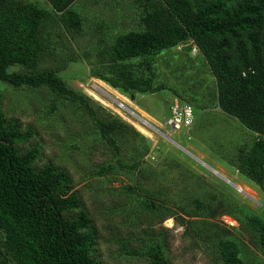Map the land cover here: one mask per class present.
Wrapping results in <instances>:
<instances>
[{"label": "trees", "instance_id": "1", "mask_svg": "<svg viewBox=\"0 0 264 264\" xmlns=\"http://www.w3.org/2000/svg\"><path fill=\"white\" fill-rule=\"evenodd\" d=\"M76 1L0 0V82L17 89L47 88L52 95L48 114L56 112L61 101L87 112L98 134L96 139L116 155L114 162L102 164L92 175L114 170L135 172L140 159H123L120 137L129 134L147 148L145 135L115 113L104 117L101 105L61 75L79 57L74 51L61 54L59 43L65 34L74 40L85 34L84 18L72 8ZM141 1L140 28L111 39L99 37L94 51L99 67L93 75L127 93L167 89L178 97L187 96V92L160 81L154 57L184 44L190 45L189 51L196 47L215 82L211 93L216 95L217 107L254 134L249 145L240 147L238 155L228 160L264 188V0ZM63 45L68 47V43ZM47 60L54 64L41 66ZM188 97L195 112L204 107L203 99ZM2 102L0 92V264H105L94 256L98 233L72 177L53 160L38 166L40 146L22 151L34 131L23 130L19 120L7 118ZM197 120L195 113L196 124ZM137 188L142 193L137 196L143 212L149 216L158 213L162 220L173 216L169 206L154 201L157 196L142 182ZM126 189L136 190L132 185ZM220 195L223 199L213 198L218 204L209 208L208 216H233L251 235H257L264 252V218L242 211V207L237 214L231 207L233 200ZM207 205L214 204L190 197L174 203L187 215H198L195 211L207 209ZM183 213L180 223L199 236L201 230L195 224L204 222L185 218ZM216 226L222 231L221 225ZM225 229L210 246L212 253L219 264H246V250ZM122 246L128 255L144 256L149 264H171L164 239L136 248L123 241Z\"/></svg>", "mask_w": 264, "mask_h": 264}, {"label": "rangeland", "instance_id": "2", "mask_svg": "<svg viewBox=\"0 0 264 264\" xmlns=\"http://www.w3.org/2000/svg\"><path fill=\"white\" fill-rule=\"evenodd\" d=\"M40 1L45 3V0ZM142 3L141 0H77L72 8L83 16L85 34L77 40L65 34L63 43L58 45L61 54L74 51L79 57L78 61L70 62L61 75L73 88L101 105L104 109L99 110L104 117L112 112L127 122L130 120L137 128L142 121L120 107L119 103L124 102L132 112L148 115L149 119L145 117L148 122L156 124L164 133L151 131L152 126L146 128L150 134L137 128L145 135L147 148L140 139H132L129 134L120 137L123 159L127 162L140 159L135 172L114 170L104 175H92L102 164L114 162L116 155L96 139L98 134L93 121L82 108L61 101L59 109L48 114L52 95L47 88L24 86L17 89L0 82L2 110L7 118L19 120L23 130L32 128L34 131L31 140L22 145V151L40 146L38 166L53 160L72 177L74 189L79 191L83 208L89 212L92 227L98 233L94 256L105 264H149L144 256L125 253L122 243L127 241L131 248H136L158 239H164L171 264H219L210 246H214L218 233L225 228L230 231L226 233L233 234L246 250L243 254L246 264H264V252L257 235H251L229 214L208 216L209 208L214 209L218 204L213 198L222 200V193L233 200L231 207L237 214L244 209L264 218V188L235 169L228 160L238 155L240 147L249 145L254 134L238 119L217 107L216 95L211 93L215 82L197 48L189 51L190 45L184 44L154 57L160 81L170 83L182 93L187 92V96L178 97L167 89L154 93H127L93 75L94 69L99 67L94 56L99 37L111 39L122 32L140 28ZM64 43H68V47ZM85 50L87 54H84ZM53 64L47 60L41 66ZM189 95L203 99L204 107L195 112L197 124L190 131L182 129L168 136L170 127L165 122L172 105L176 102L190 104ZM189 135L192 136L190 140ZM199 160L205 161L217 173ZM226 179L244 190L237 189ZM138 182L155 193L154 201L169 206L173 216L162 220L163 216L158 213L149 216L143 212L141 198L137 196L142 195L137 188ZM127 185L136 190H127ZM184 197L205 199L206 203L214 205L196 210L198 215H187L174 206ZM189 209L191 213L194 211L193 207ZM182 213L185 218L204 222L195 224L201 230L199 236L180 223ZM170 220L172 222H168ZM217 224L222 226V231Z\"/></svg>", "mask_w": 264, "mask_h": 264}, {"label": "built area", "instance_id": "3", "mask_svg": "<svg viewBox=\"0 0 264 264\" xmlns=\"http://www.w3.org/2000/svg\"><path fill=\"white\" fill-rule=\"evenodd\" d=\"M119 104H120V107H122L124 110H126L127 107H126V104L124 102H120ZM133 117H135V116H133ZM124 120H126V119H124ZM136 121H137V119H136ZM155 121L160 123L158 120H155ZM129 123H131L130 120H129ZM194 123H195V110H194V107L191 104H188V103L180 105L178 102H176V103H174L172 105L169 117L167 118V120L165 122V124L169 125V127H170V132H169L168 136L171 133L179 132L182 129H187L188 131H190V129L194 126ZM150 124L152 126V130L151 131H153V132L157 131V132H160L161 134L164 135V133L160 130V128L156 124H153V123H150ZM191 138H192V136L189 135L188 139L190 140ZM201 161H203V160H201ZM201 161H200V163L202 165L208 167L209 169H211V170H213V171H215L217 173V171L214 168H212L210 165H208L205 161H203L204 163L201 162ZM231 182L232 181L230 180L229 183H231ZM231 184H235V183L232 182ZM239 189H242V188L239 187ZM242 190H244V189H242Z\"/></svg>", "mask_w": 264, "mask_h": 264}, {"label": "bare ground", "instance_id": "4", "mask_svg": "<svg viewBox=\"0 0 264 264\" xmlns=\"http://www.w3.org/2000/svg\"><path fill=\"white\" fill-rule=\"evenodd\" d=\"M113 95V94H112ZM126 110H128L131 114H133L135 117H137L139 120H141L142 121V124H137L136 126H137V128H139L141 131H143L144 133H146V134H150V132L146 129V128H148V127H150L151 125H150V122H148L149 120H147V119H149L148 117H147V115H144L143 113H141V115L140 114H138L137 115V113H134V112H132V110L130 109L129 110V108L127 107L126 108ZM147 119H146V118ZM152 119V118H151ZM148 126V127H147ZM152 128V127H151ZM168 222H172L171 220L170 221H168Z\"/></svg>", "mask_w": 264, "mask_h": 264}, {"label": "water", "instance_id": "5", "mask_svg": "<svg viewBox=\"0 0 264 264\" xmlns=\"http://www.w3.org/2000/svg\"><path fill=\"white\" fill-rule=\"evenodd\" d=\"M182 148V147H181ZM183 150H186V149H184V148H182ZM187 151V150H186ZM189 154H191L192 156H194L192 153H190L189 152ZM195 158H197L196 156H194ZM198 159V158H197ZM199 161H201V160H199ZM201 162H203V161H201ZM204 163V162H203ZM228 182H230V180L229 179H226ZM232 183V182H231ZM237 189H239V187L237 186V185H235V184H233Z\"/></svg>", "mask_w": 264, "mask_h": 264}, {"label": "clouds", "instance_id": "6", "mask_svg": "<svg viewBox=\"0 0 264 264\" xmlns=\"http://www.w3.org/2000/svg\"><path fill=\"white\" fill-rule=\"evenodd\" d=\"M180 147H182V146H180ZM183 148V147H182ZM185 149V148H184Z\"/></svg>", "mask_w": 264, "mask_h": 264}, {"label": "crops", "instance_id": "7", "mask_svg": "<svg viewBox=\"0 0 264 264\" xmlns=\"http://www.w3.org/2000/svg\"><path fill=\"white\" fill-rule=\"evenodd\" d=\"M147 113V112H146ZM148 116V115H147Z\"/></svg>", "mask_w": 264, "mask_h": 264}]
</instances>
